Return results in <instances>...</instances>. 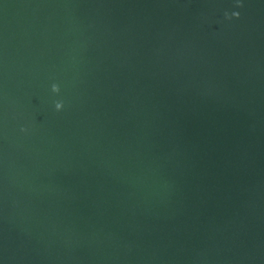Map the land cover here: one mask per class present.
I'll use <instances>...</instances> for the list:
<instances>
[{"label":"water","instance_id":"water-1","mask_svg":"<svg viewBox=\"0 0 264 264\" xmlns=\"http://www.w3.org/2000/svg\"><path fill=\"white\" fill-rule=\"evenodd\" d=\"M0 264H264V0H0Z\"/></svg>","mask_w":264,"mask_h":264},{"label":"clouds","instance_id":"clouds-1","mask_svg":"<svg viewBox=\"0 0 264 264\" xmlns=\"http://www.w3.org/2000/svg\"><path fill=\"white\" fill-rule=\"evenodd\" d=\"M237 6H239V4ZM225 16L228 17V13H225ZM231 16L232 17L239 16V13L238 12H232L231 13ZM51 90H52L53 93H58L59 92L58 85L52 84ZM62 108H63V102L62 101L55 102V109H56V111H60ZM21 130L24 131V129H21Z\"/></svg>","mask_w":264,"mask_h":264}]
</instances>
